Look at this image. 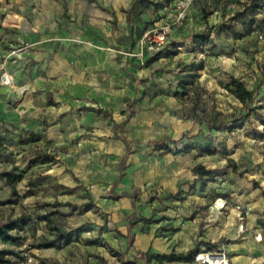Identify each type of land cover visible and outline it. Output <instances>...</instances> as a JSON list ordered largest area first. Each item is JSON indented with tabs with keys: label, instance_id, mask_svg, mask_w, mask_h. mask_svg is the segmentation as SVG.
<instances>
[{
	"label": "rangeland",
	"instance_id": "374dc122",
	"mask_svg": "<svg viewBox=\"0 0 264 264\" xmlns=\"http://www.w3.org/2000/svg\"><path fill=\"white\" fill-rule=\"evenodd\" d=\"M87 1L0 0V225L21 216L17 239H0L3 264L189 250L190 262L147 264L207 252L264 264V0H143L129 19L133 0ZM31 17L39 37L24 35ZM73 28L90 67L42 66L43 85H28L34 59L22 67L16 53L52 34L62 60L83 44ZM161 28L162 46L138 55ZM232 77L253 102L230 92Z\"/></svg>",
	"mask_w": 264,
	"mask_h": 264
},
{
	"label": "crops",
	"instance_id": "0c3cea01",
	"mask_svg": "<svg viewBox=\"0 0 264 264\" xmlns=\"http://www.w3.org/2000/svg\"><path fill=\"white\" fill-rule=\"evenodd\" d=\"M37 1V0H36ZM78 2H82L84 6H86V4L88 3L87 0H78ZM133 2V1H132ZM132 4V3H131ZM130 4V6H131ZM129 6V8H130ZM128 8V9H129ZM37 9V8H36ZM128 9L126 10V12L128 11ZM133 14V13H132ZM131 14V15H132ZM128 17L127 13H126V18L129 19L130 16ZM26 21V20H25ZM30 24L29 26L27 25H22L23 27V31H24V35L26 37H39L38 35V31L40 30V26H41V22H39V20H36L34 18H30L29 19ZM49 22H47L48 24H50V20H48ZM42 26H46L48 27L49 25H42ZM51 27V26H49ZM81 31V30H79ZM70 37H68V40H75L76 38L83 40V44L82 45H77L75 46L74 44L70 45V46H65L66 51V58L59 60V50L57 48H54L52 45H49V43H52V41L54 40V35H49L50 37L45 39V42H47V45L45 44L43 47H39L36 48V50L34 51H30V50H21L18 51V53H16L18 58V63L21 65L22 67L28 63L29 61L32 62V60L34 59V63L33 66H31V70L34 71L31 75V78H28L27 82L28 85H34V86H39L41 87L43 85V81L44 78L40 76V72L37 73V70H40L43 67H47L48 69L50 68H59L60 65L63 66H68L71 63L72 64H79L78 68L80 69H88L90 67V58H89V54L91 51V47H89L88 45H86L85 43H88V40H86V37L80 35V32L76 34L74 28L72 29V31L70 32ZM100 41V40H98ZM104 43V42H102ZM97 49H95L96 52H99L101 54V52H104V49H101L100 47H96ZM138 51V49H137ZM75 54H83L82 58H79L77 56H75ZM86 54V57L84 56ZM33 58V59H31ZM16 60V59H15ZM68 69V68H67ZM36 71V72H35ZM83 74V73H82ZM77 76V74L72 71L69 72L68 76V80H73L75 79V77ZM50 82H52L53 84V79H48L47 81H45V85H49ZM9 87V85H7ZM120 234L121 235H127L128 231L131 233L133 228H127L125 225H121L119 227H117ZM131 238V236H130Z\"/></svg>",
	"mask_w": 264,
	"mask_h": 264
},
{
	"label": "trees",
	"instance_id": "16d2710c",
	"mask_svg": "<svg viewBox=\"0 0 264 264\" xmlns=\"http://www.w3.org/2000/svg\"><path fill=\"white\" fill-rule=\"evenodd\" d=\"M143 0H133L130 8L126 12L128 17L131 15L136 8L142 3ZM233 88L229 89L231 93L242 103H245L247 101L253 102L254 96L253 92L251 90H247L242 82H240L237 78H231L230 83ZM227 167L223 168L222 171L224 172ZM194 171H196L200 176H208L212 177L214 175L221 174L220 171L217 170H205L202 165L197 164L194 167ZM262 195L264 196V190H262ZM21 219V216H18L14 219H11L7 223L0 225V239L2 241H14L17 239L16 236L9 233V231L15 229L17 225L19 224V221ZM61 238V237H60ZM195 250H189L185 253L179 252L175 253L174 251H171L169 253H159V252H140L136 255V259L142 260L143 264H147L151 260H154L156 262H163V261H185L190 262L192 261V256L194 254ZM5 260L3 259V256L0 252V264H3ZM128 264H135V261H129Z\"/></svg>",
	"mask_w": 264,
	"mask_h": 264
},
{
	"label": "built area",
	"instance_id": "2783aa9c",
	"mask_svg": "<svg viewBox=\"0 0 264 264\" xmlns=\"http://www.w3.org/2000/svg\"><path fill=\"white\" fill-rule=\"evenodd\" d=\"M191 0H184V2L187 4ZM184 3V4H185ZM182 4V5H184ZM168 30L166 28H161L158 31H154L151 34H145L142 37L141 43H140V51H138V55H142L143 51L145 50L146 52H153L155 50H158L162 44L164 43L165 36L167 35ZM2 82L4 84L10 83V79L6 75H2ZM209 253V252H207ZM218 253V252H217ZM199 254H196L195 256V261H199L202 264H209L208 261L204 258H200ZM221 255L223 261L220 264H228V260L225 256L224 253H218Z\"/></svg>",
	"mask_w": 264,
	"mask_h": 264
},
{
	"label": "bare ground",
	"instance_id": "6f19581e",
	"mask_svg": "<svg viewBox=\"0 0 264 264\" xmlns=\"http://www.w3.org/2000/svg\"><path fill=\"white\" fill-rule=\"evenodd\" d=\"M199 257L206 259L209 264H220L223 261L221 255L218 253H200Z\"/></svg>",
	"mask_w": 264,
	"mask_h": 264
}]
</instances>
